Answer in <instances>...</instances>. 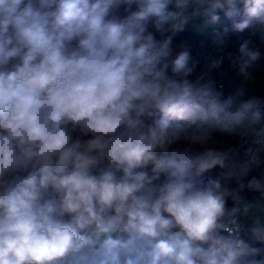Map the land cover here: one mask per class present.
<instances>
[{
    "label": "clouds",
    "instance_id": "clouds-1",
    "mask_svg": "<svg viewBox=\"0 0 264 264\" xmlns=\"http://www.w3.org/2000/svg\"><path fill=\"white\" fill-rule=\"evenodd\" d=\"M241 11L234 31L264 27V0H0V264H264L203 179L225 166L214 135L264 124L262 102L191 81L187 50L168 61V33Z\"/></svg>",
    "mask_w": 264,
    "mask_h": 264
},
{
    "label": "built area",
    "instance_id": "built-area-1",
    "mask_svg": "<svg viewBox=\"0 0 264 264\" xmlns=\"http://www.w3.org/2000/svg\"><path fill=\"white\" fill-rule=\"evenodd\" d=\"M260 40H264V35L260 37ZM191 49V62L194 68L190 76L197 78L198 85L211 87L219 94L221 100L230 98L233 107L239 106V103L227 94V87L238 84L256 73L264 72V47L257 50L260 52V59L248 70L250 75L247 77L239 74L238 66L233 62L239 55V49H225L208 39L193 41ZM217 60L220 61L219 65L213 67V62ZM224 152L227 157L226 165L232 167L240 164L258 165L264 159V124L244 133ZM230 192H232L231 189L228 193ZM224 199L225 213L220 220L222 231L247 243L245 225L240 215L228 212L232 201L231 198L224 197ZM250 246L260 249V255L255 259L264 261V229L254 237H250Z\"/></svg>",
    "mask_w": 264,
    "mask_h": 264
},
{
    "label": "trees",
    "instance_id": "trees-1",
    "mask_svg": "<svg viewBox=\"0 0 264 264\" xmlns=\"http://www.w3.org/2000/svg\"><path fill=\"white\" fill-rule=\"evenodd\" d=\"M243 18L244 17L242 11L239 15H236L232 18L225 17L223 14H221V20L218 22L219 29H217V31L215 32L219 33L222 38L223 45L221 47L225 49H239L241 43H243L245 40H248L250 42V48L255 50H261L264 47L262 43L264 40H260V37L264 35V27H261L259 24H254L252 27L244 30L243 32H236L233 30V23L238 22ZM150 30H153L151 26ZM190 34L191 32L188 27H184L182 31L176 33H168V35L172 36L170 48L174 47L179 43L187 41L189 39ZM157 38H159V34H157ZM191 39H193V41L198 39H208L214 43L211 33L193 36V38ZM253 76L264 77V72L256 73ZM189 79L198 84V80L196 77L190 76ZM237 85H240V82L238 84L229 85L226 89L227 94L233 97L234 99L241 98L240 102L236 100L239 104L249 99H257L262 102L261 110L264 111V93L260 92V90H258L257 88H245L242 86L238 87ZM243 134L238 136H226L220 133H216L214 135L215 147L221 151H225L233 143H235V141L240 138ZM244 165L246 164L236 165L234 166V168L237 169L244 178H247L248 181L252 177L259 178L264 175V161L261 166L252 165L251 171H249L247 175H244ZM206 174L214 175V178L212 180L218 181L221 186L220 190L223 191L225 194H228L225 197L230 198L231 193H228V191L231 189V185L229 184L228 180L223 177L220 172L216 170V168H213ZM249 196L250 195H248V198Z\"/></svg>",
    "mask_w": 264,
    "mask_h": 264
},
{
    "label": "rangeland",
    "instance_id": "rangeland-1",
    "mask_svg": "<svg viewBox=\"0 0 264 264\" xmlns=\"http://www.w3.org/2000/svg\"><path fill=\"white\" fill-rule=\"evenodd\" d=\"M185 27H188V29L191 32L189 38H193V36H199V35L211 33L214 43L217 46L223 45L220 34L215 33L217 29H219V23L208 24V23H205L203 19H193V20H190L189 23ZM262 43L264 45V41ZM241 83H242V86L245 88H257L258 90H260V92L264 93V77L252 76V77H249L241 81L240 85ZM238 100H241V98H239ZM230 193H231L230 198L232 201V206L228 208V212L239 214L242 219V223L245 225V217H246L245 206L241 198L236 193L234 192H230ZM254 236L255 234L252 230L251 238Z\"/></svg>",
    "mask_w": 264,
    "mask_h": 264
},
{
    "label": "water",
    "instance_id": "water-1",
    "mask_svg": "<svg viewBox=\"0 0 264 264\" xmlns=\"http://www.w3.org/2000/svg\"><path fill=\"white\" fill-rule=\"evenodd\" d=\"M216 170L225 177L229 184L231 185L232 192L236 193L242 200L245 206V234L247 244L250 245L251 237V214H250V203L248 195L264 196V188L253 189L248 187V179L244 178L241 173L232 166L226 165L224 167L217 166ZM214 175L205 174L203 179L204 181L212 180Z\"/></svg>",
    "mask_w": 264,
    "mask_h": 264
},
{
    "label": "crops",
    "instance_id": "crops-1",
    "mask_svg": "<svg viewBox=\"0 0 264 264\" xmlns=\"http://www.w3.org/2000/svg\"><path fill=\"white\" fill-rule=\"evenodd\" d=\"M193 39L189 38L187 41L179 43L171 48L170 55L168 57V61L170 62L172 59L176 57L181 51L187 50L191 54ZM238 87L242 86L237 85ZM243 87V86H242ZM239 98H236L238 102ZM264 159L258 164L261 166ZM250 201V214H251V231L253 230L254 234L257 235L260 231L264 229V196H249ZM259 229V231H254V229Z\"/></svg>",
    "mask_w": 264,
    "mask_h": 264
},
{
    "label": "flooded vegetation",
    "instance_id": "flooded-vegetation-1",
    "mask_svg": "<svg viewBox=\"0 0 264 264\" xmlns=\"http://www.w3.org/2000/svg\"><path fill=\"white\" fill-rule=\"evenodd\" d=\"M251 196V195H250Z\"/></svg>",
    "mask_w": 264,
    "mask_h": 264
}]
</instances>
